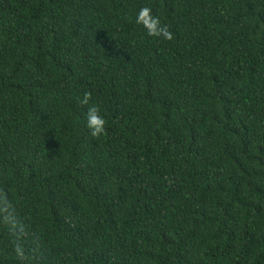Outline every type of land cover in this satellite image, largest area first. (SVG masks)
I'll return each mask as SVG.
<instances>
[{"label":"trees","instance_id":"trees-1","mask_svg":"<svg viewBox=\"0 0 264 264\" xmlns=\"http://www.w3.org/2000/svg\"><path fill=\"white\" fill-rule=\"evenodd\" d=\"M0 190V264H264V0H0Z\"/></svg>","mask_w":264,"mask_h":264},{"label":"clouds","instance_id":"clouds-1","mask_svg":"<svg viewBox=\"0 0 264 264\" xmlns=\"http://www.w3.org/2000/svg\"><path fill=\"white\" fill-rule=\"evenodd\" d=\"M135 23L141 25L148 36L162 37L165 40L172 38V33L166 25H162L155 15L152 14L148 7H141L135 15ZM90 93L85 91L79 100L82 105L89 103ZM105 119L100 114L98 107L93 104L87 108L86 124L92 136L102 134L105 128ZM0 224H3L7 230L17 237L24 232L22 223L16 209V205L9 199L8 194L0 190ZM13 252L19 260L25 258V249L22 243L14 242L12 245Z\"/></svg>","mask_w":264,"mask_h":264}]
</instances>
